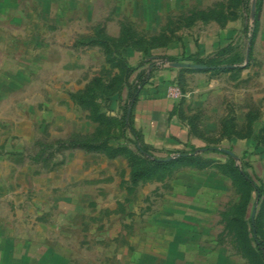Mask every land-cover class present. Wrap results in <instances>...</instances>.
<instances>
[{"label":"rangeland","instance_id":"1","mask_svg":"<svg viewBox=\"0 0 264 264\" xmlns=\"http://www.w3.org/2000/svg\"><path fill=\"white\" fill-rule=\"evenodd\" d=\"M244 2L0 0L2 232L46 242L60 264H264L251 253L254 225L264 242V0L252 44L257 0ZM169 50L235 71L175 68ZM160 67L176 72L168 96L210 87L196 147L211 150L134 183L149 159L137 142L150 160L177 152L145 146L109 105Z\"/></svg>","mask_w":264,"mask_h":264},{"label":"crops","instance_id":"2","mask_svg":"<svg viewBox=\"0 0 264 264\" xmlns=\"http://www.w3.org/2000/svg\"><path fill=\"white\" fill-rule=\"evenodd\" d=\"M164 56L178 57L183 51L169 50ZM150 72L153 68H150ZM153 73V72H151ZM176 72L160 67L155 71L139 97L133 111V123L141 141L149 148L165 151H189L201 142L191 134L190 120L198 119L199 131L203 129V116L200 111L207 97V89L185 93L182 99L168 96L171 81ZM204 79V78H203ZM182 100V101H181ZM193 106L190 108V105ZM0 229V264H60L61 258L48 253L46 242L33 238L13 237Z\"/></svg>","mask_w":264,"mask_h":264},{"label":"trees","instance_id":"3","mask_svg":"<svg viewBox=\"0 0 264 264\" xmlns=\"http://www.w3.org/2000/svg\"><path fill=\"white\" fill-rule=\"evenodd\" d=\"M248 2L249 0H245V7H248ZM261 4L262 0H257V9H256V19H255V31L253 33V38L251 39V44L253 43L254 40V35L257 30L258 24H259V16H260V11H261ZM167 59L170 62H192L196 64H202L208 67L207 70L208 72H221V73H227V72H232L235 71L231 67L235 65L236 63H221V64H210V63H204L200 61H195L191 59H180L179 57H174V56H165L161 57V59ZM153 73H139L137 76V80L133 82L131 85L128 86L127 90H125L122 95H120L118 98L111 100L110 105H109V110L117 115H122L123 123L125 128L129 129L130 132L138 138V140H141L140 135L137 133L134 123H133V111L135 109V106L137 105V102L139 100V97L141 96L143 89L148 85V82L150 81V78H152ZM184 101V99H182ZM181 100V101H182ZM200 116L195 115L191 118L190 124H191V134L202 141L203 139L201 138L202 133L199 131V124H198V119ZM231 121V120H230ZM230 121H226L223 126V134L226 133L227 131L225 130V127L230 128L232 126V129L234 128L233 122L230 123ZM226 125V126H225ZM142 142V141H141ZM71 147L74 149H83L87 151H93V152H101L105 151V147L102 146L101 144H94V143H86V142H75L73 141L71 144ZM146 146V145H145ZM137 147H138V152L142 156H148L149 159L146 158V161L143 165L137 167L136 169L133 170L132 172V180L134 183H139L140 181L144 179L151 178L155 174H157L161 170H166L169 167L183 163V164H198L201 165L202 163L199 162L197 159V156L195 155L198 151L201 149H206V150H211L208 146H205L203 148H197V147H191L190 151H180L177 152V158L172 159V158H166V159H152L151 158V153L146 149V147L141 148L138 146L137 142ZM214 149V148H212ZM215 150V149H214ZM217 150V149H216ZM234 172L241 178L243 182L251 186L253 184L249 178H247L245 175L241 173V171L238 168L234 169ZM256 232H258V229L254 225L253 227V233L255 234V242H256V251L251 250L255 257V260L262 261L264 260V242H260V240L257 239Z\"/></svg>","mask_w":264,"mask_h":264},{"label":"water","instance_id":"4","mask_svg":"<svg viewBox=\"0 0 264 264\" xmlns=\"http://www.w3.org/2000/svg\"><path fill=\"white\" fill-rule=\"evenodd\" d=\"M253 13H255V5L253 7ZM249 56H250V54L248 52L247 59L249 58ZM170 65L172 67H175V68H193V69H196L199 71H204V70L208 69L207 66L202 65V64H196V63L172 62V63H170ZM231 68H233V66ZM218 150L227 154V155L232 156L235 160H238V156L236 154H234L233 152H231L229 150H225V149H218ZM253 217H254V213H253Z\"/></svg>","mask_w":264,"mask_h":264},{"label":"built area","instance_id":"5","mask_svg":"<svg viewBox=\"0 0 264 264\" xmlns=\"http://www.w3.org/2000/svg\"><path fill=\"white\" fill-rule=\"evenodd\" d=\"M169 97L172 99H181L184 97V95L180 91V89L177 86H175L170 89Z\"/></svg>","mask_w":264,"mask_h":264}]
</instances>
